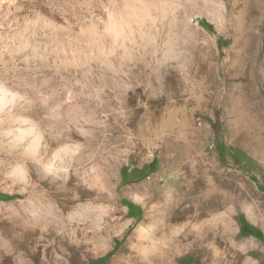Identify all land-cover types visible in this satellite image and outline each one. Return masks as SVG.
<instances>
[{
  "label": "rangeland",
  "instance_id": "rangeland-1",
  "mask_svg": "<svg viewBox=\"0 0 264 264\" xmlns=\"http://www.w3.org/2000/svg\"><path fill=\"white\" fill-rule=\"evenodd\" d=\"M244 1L0 0V264H264Z\"/></svg>",
  "mask_w": 264,
  "mask_h": 264
},
{
  "label": "bare ground",
  "instance_id": "bare-ground-1",
  "mask_svg": "<svg viewBox=\"0 0 264 264\" xmlns=\"http://www.w3.org/2000/svg\"><path fill=\"white\" fill-rule=\"evenodd\" d=\"M244 8H246L247 10H248V15L249 16H251V18H252V20H251V18H250V20H248L249 21V23L253 26V25H257V23L259 24L260 23V20L262 21V23H263V19H264V3H263V0H245L244 1ZM246 12V11H245ZM249 18V17H248ZM247 20V19H246ZM250 25V26H251ZM249 26V27H250ZM255 27V26H254ZM257 28V27H256ZM249 29V28H248ZM243 30H244V27H243ZM246 32V31H245ZM241 33H243V32H241ZM247 33H248V31H247ZM245 34V33H244ZM247 38V37H246ZM248 40H249V38H247ZM248 40H247V42H248ZM251 50V49H250ZM249 50V51H250ZM250 52H252V51H250ZM245 56V55H244ZM262 56H264V53H263V55ZM262 61V60H261ZM260 61V62H261ZM253 63V62H252ZM254 65V64H253ZM262 65H263V71H262V74H263V81H264V61H263V63H262ZM236 77V76H235ZM237 78V77H236ZM240 78V77H239ZM231 80V79H230ZM241 79H239V81H240ZM234 81H235V79H234ZM230 82H232V81H230ZM237 82V81H236ZM233 83V82H232ZM235 83V82H234ZM234 86V85H233ZM241 90H242V88H241ZM234 94V93H233ZM238 94V93H237ZM234 96H236V95H234ZM255 97V96H254ZM236 99V98H235ZM241 99H243V98H241ZM245 100V99H244ZM247 100H248V97H247ZM239 103V102H238ZM249 103V102H248ZM255 107H257L255 104H252V103H249L248 104V109L250 110V111H252V113H253V115L252 116H250L248 113H241L239 116V119L242 121V122H245V124L246 123H248L249 125L248 126H250V124H251V126L250 127H256V124L253 122V118H256V117H258L259 116V111H257V110H255L254 108ZM261 115V114H260ZM247 125V124H246ZM249 127V128H250ZM143 195H144V193H143ZM146 196V195H145ZM136 197H138V196H136ZM136 199H139V198H136ZM145 200V199H144ZM151 200V199H150ZM149 199H147L146 200V202H148V201H150ZM143 201V200H142ZM164 202V203H166V201H167V199L164 197V198H162V199H159V200H151L150 202L151 203H153L152 205H150L149 204V206H148V208H150L149 209V211H148V213H147V219H149V222L150 223H154L155 225H157L158 223H161L162 222V224L163 225H166V223L167 222H169V221H167V220H165V219H162V217L160 216V214H159V209L157 208L158 207V204H156L157 202ZM158 202V203H159ZM158 209V210H157ZM152 212V213H151ZM155 213V214H154ZM145 218V217H144ZM160 219H162L161 220V222H160ZM151 224V225H152ZM158 226V225H157ZM147 227V226H146ZM145 227V228H146ZM161 227V226H160ZM160 227H157V228H160ZM153 229H155V228H153ZM160 231V230H159ZM172 233V232H171Z\"/></svg>",
  "mask_w": 264,
  "mask_h": 264
},
{
  "label": "trees",
  "instance_id": "trees-1",
  "mask_svg": "<svg viewBox=\"0 0 264 264\" xmlns=\"http://www.w3.org/2000/svg\"><path fill=\"white\" fill-rule=\"evenodd\" d=\"M123 176H124V173H123Z\"/></svg>",
  "mask_w": 264,
  "mask_h": 264
}]
</instances>
